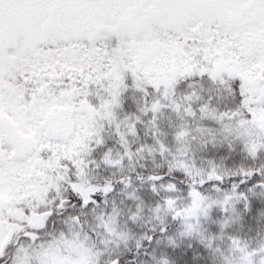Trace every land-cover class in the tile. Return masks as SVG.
<instances>
[{
	"label": "snow or ice",
	"instance_id": "1",
	"mask_svg": "<svg viewBox=\"0 0 264 264\" xmlns=\"http://www.w3.org/2000/svg\"><path fill=\"white\" fill-rule=\"evenodd\" d=\"M0 264H264V0H0Z\"/></svg>",
	"mask_w": 264,
	"mask_h": 264
}]
</instances>
